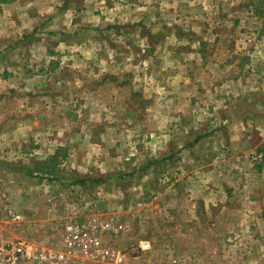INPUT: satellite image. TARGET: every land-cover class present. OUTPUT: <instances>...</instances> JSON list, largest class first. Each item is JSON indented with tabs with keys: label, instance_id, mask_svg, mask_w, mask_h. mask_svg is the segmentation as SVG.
Wrapping results in <instances>:
<instances>
[{
	"label": "rangeland",
	"instance_id": "1",
	"mask_svg": "<svg viewBox=\"0 0 264 264\" xmlns=\"http://www.w3.org/2000/svg\"><path fill=\"white\" fill-rule=\"evenodd\" d=\"M52 6L63 7L53 26L63 27V16L70 32L59 33L46 54L58 58L54 42L64 36L85 44L64 49L56 67L34 50L40 37L33 31L12 42L11 32L0 27L1 44L10 45H2L0 58L23 70L56 73L42 86L37 78H0V190L8 199L0 208L1 230L52 241L65 221L99 216L122 226L104 241L125 252L130 264H243L235 237L241 229L237 196L229 214L218 205L209 208L205 193L221 195L206 186L202 171L220 151L216 136L238 133L223 127L224 118L240 131L243 124L250 131L253 123H263L260 148L247 156L263 159L264 15L250 7L264 8V0H53ZM10 14L3 17L5 27ZM198 23L235 24L234 31L218 30L215 43L202 47L207 63H190L187 39L201 33L191 30ZM229 41L244 56L230 67ZM248 55L250 66L239 67ZM191 66L194 83L180 86V73ZM196 85L223 92L229 104L202 101L191 108ZM33 87L41 89L42 103L30 100ZM26 101L30 108L45 107L30 111ZM196 136L201 138L190 144ZM142 240L149 242L147 250H140Z\"/></svg>",
	"mask_w": 264,
	"mask_h": 264
},
{
	"label": "crops",
	"instance_id": "2",
	"mask_svg": "<svg viewBox=\"0 0 264 264\" xmlns=\"http://www.w3.org/2000/svg\"><path fill=\"white\" fill-rule=\"evenodd\" d=\"M28 1L0 0V27L2 26L4 33L7 31L11 32V35L7 36L9 38L8 41L17 42L20 39H22L23 33H27L28 31L30 32L33 31L34 36L36 38L40 37V39L37 40L40 44L38 43L37 46L35 45L36 47L34 48V50L38 49L37 50L38 56L45 57L46 58L45 61L47 63L54 64V67H56L59 64L58 58L61 59L62 57H64L63 54L67 53L64 52V49H69L73 46H77L78 48H81L82 46L85 45L83 41H79V38L75 43L73 41H69L70 39L64 36L60 39H57L56 42H54V46H55L54 52L59 53L57 54L58 58L54 59L53 55L50 56L46 54L47 47L51 46L52 40L56 39L59 33L62 34V32L64 31L66 33L70 32L69 29L70 23L68 22L67 18L61 16L58 25H63V27H60L58 30V26H53L54 24H56L55 23L56 18H54L53 16H55V14L60 11L63 12L62 9L63 7L57 8V6L56 7L52 6L53 0H38V2H32V4L28 3ZM30 7L33 9H30ZM240 9H241L240 7H235L234 9H232V11L236 13L237 12L241 13ZM8 11H12V14L9 15V20L12 21L6 23L8 24V26L5 27L3 17L5 16V13H7ZM219 11H222V9L221 10L219 9ZM250 11L251 12L253 11L254 15L258 14V11H260V13L264 15V8L250 7ZM223 13H228V12L226 10V12ZM47 18H52V19L50 21H46ZM6 19H8V17ZM10 28L11 30H9ZM221 29L228 32L229 31L232 32L235 30V24L232 23L229 26L228 23H221L220 25L217 26L215 23H210L205 26L203 23L202 24L198 23V25L193 26L191 28V30L194 31L200 30L201 33L195 34V37L190 35L189 38L187 39L188 40L187 44L189 45L190 51L193 54V57L190 59V63H198V62L203 63V60L205 63H207L206 54L202 53L201 49L199 48L207 46L209 43L214 44L217 31ZM48 31L51 32L52 34L51 35L50 33L48 34ZM223 37H224L223 35H220V38ZM230 43L231 41H229L225 46L229 51H231L230 46L233 45L232 53H234V57L231 58V60L228 59L225 61V66L229 64L228 65L229 67L231 63H234L236 58L238 59V57L243 56V53L239 51H235L234 44H230ZM2 45L6 46V44L2 43L0 45V48L2 47ZM14 45L15 43L13 44V46ZM6 48H10V45H7ZM57 48H60V50H57ZM12 53L13 54L15 53L16 55L15 51H13ZM3 54H6V50H4ZM10 61L11 60L9 59L5 61L4 58L2 57L0 58V78L1 77L4 78L3 74L8 78H13V79L37 78L38 79L37 83L40 84L41 86L44 84L45 79L56 78L55 77L56 73L53 71L41 69V68L33 69L32 71H28V69L23 70L21 68L22 67L21 64H19V66L21 67H17L18 65H16V63L12 64V62ZM250 62L251 60L248 55L246 58L240 59L237 65L241 67L244 64H246L249 67ZM8 67L12 69L9 68V70L5 71V69H7ZM18 68H21L22 70L20 71L18 70ZM194 69L195 68L191 66V68L189 69L185 68L184 73H180V75L183 74V79L180 78L179 81L180 86L182 85V82H184L185 80L187 81V84L194 83V79H196L195 76L192 74L194 72ZM32 89L34 90H32L31 93L34 94H32L33 96L30 97V100L38 101L42 103V101L40 100L41 98L39 96L40 93L43 94L41 92V89L36 87H33ZM44 89H47L46 86L44 87ZM50 95L53 96V93L51 92ZM189 97H190L189 98L190 107L195 109L200 108L202 101H207L208 103H214L215 101L220 102L221 106L219 107H225L229 104L228 102L224 101L226 96L223 95V92L215 91L214 93L210 90V88L208 89L206 85H202V86L196 85L194 88L191 89V94ZM199 101L200 104H198ZM35 104L36 103L30 104L33 105L30 108L29 103L26 101L25 105L31 109L30 111L39 110V108L45 107V106H38L37 104L36 105ZM207 110L211 111L212 106L208 105ZM27 115H30L29 116L30 118L32 116V114H27ZM22 121L23 120L19 122ZM114 121L115 120H111V124L114 123ZM31 122L34 123V121ZM87 123L92 126L95 124L94 122H90V121ZM235 123L236 122L234 123L230 122L227 118L223 119L222 121L223 127H225L227 130L230 131L234 130L233 134L234 132L237 131L238 133L236 134L235 137L232 138L229 137L224 138L222 135L216 136L218 137V140L222 141L221 142L222 144L220 146V151L214 154L213 156L214 162L213 164L210 165V168H206L202 171L204 172L203 176L205 177L206 186H211L212 190L214 192L220 193L221 197L219 198L211 197V193H209L208 191L205 193L206 194L205 196H207L206 198L207 201L210 202V204H207L209 208L213 209L214 206L218 205L219 207L227 209L226 213L229 214L231 210V205L234 204L233 203L234 195L236 194L237 196V203H235V205L237 206L236 217L239 219L238 222H240L239 227L241 226V229L238 230L237 233H235L236 234L235 237H237L238 239L237 242L241 250V256L244 257L243 264H264V156L263 159L261 157V159H259L258 162H252L247 159L249 153L253 152L258 147L260 148L261 139L260 137L258 138L257 131L259 130V126H261L263 123L261 124L253 123L250 126V131H247L248 130L247 124L245 125L243 124L242 131L235 130L238 129ZM17 124L21 126L25 124V122L17 123ZM92 134H94V132H92ZM206 135H208L207 138L210 139L215 137L210 134H206ZM200 138L201 136H196L194 140L192 139L190 144L197 143V141ZM226 144L235 145L236 150L231 152ZM184 145L189 146V143L186 141ZM193 146L195 147V144ZM217 165L219 166L217 167ZM219 189H221V192L217 191ZM232 193L233 195L231 197Z\"/></svg>",
	"mask_w": 264,
	"mask_h": 264
},
{
	"label": "built area",
	"instance_id": "3",
	"mask_svg": "<svg viewBox=\"0 0 264 264\" xmlns=\"http://www.w3.org/2000/svg\"><path fill=\"white\" fill-rule=\"evenodd\" d=\"M7 200L0 190V208L6 209ZM114 222L113 218L100 220L99 216L85 221L67 220L52 241L22 238L0 227V264H130L125 252L104 241L105 234H115L122 227ZM138 246L142 251L150 247L144 240Z\"/></svg>",
	"mask_w": 264,
	"mask_h": 264
},
{
	"label": "trees",
	"instance_id": "4",
	"mask_svg": "<svg viewBox=\"0 0 264 264\" xmlns=\"http://www.w3.org/2000/svg\"><path fill=\"white\" fill-rule=\"evenodd\" d=\"M257 16H262V13H260V11H258V15ZM201 49L202 53H205L204 52V48H199ZM56 154H54L53 158H55Z\"/></svg>",
	"mask_w": 264,
	"mask_h": 264
}]
</instances>
